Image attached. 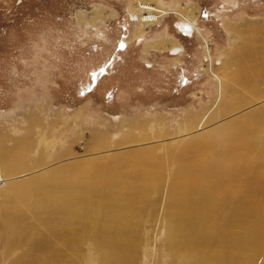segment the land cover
<instances>
[{
  "label": "rangeland",
  "instance_id": "1",
  "mask_svg": "<svg viewBox=\"0 0 264 264\" xmlns=\"http://www.w3.org/2000/svg\"><path fill=\"white\" fill-rule=\"evenodd\" d=\"M143 1L159 19L141 16L140 0H0L2 148L31 143L19 177L50 170L68 187L78 163L118 168L106 189L92 185L108 172L88 176L84 190L55 187L76 204L89 197L93 224L44 208L18 223L17 240L0 210V264H188L185 251L189 264H264V146L255 138L241 168L249 176H235L215 215L181 222L171 197L189 169L190 159L175 160L180 148L201 158L195 138L264 111V0ZM142 149L143 180L125 157Z\"/></svg>",
  "mask_w": 264,
  "mask_h": 264
},
{
  "label": "bare ground",
  "instance_id": "2",
  "mask_svg": "<svg viewBox=\"0 0 264 264\" xmlns=\"http://www.w3.org/2000/svg\"><path fill=\"white\" fill-rule=\"evenodd\" d=\"M140 2L141 3L138 6V8H140L138 10V13L141 16L143 15V13H148L150 17L149 19L150 21H153L154 19H159L158 14L157 13L155 14V7L149 5L143 0H140ZM191 14L193 15V13ZM141 18L144 24L148 23L146 17H141ZM179 25H180L179 29L182 32L188 33L189 35L194 31L195 25L193 24L194 26H192L190 22L189 23L185 22V24L184 22H181ZM188 25L192 27V30H186V26ZM171 51L172 54L175 53L176 55L179 54L180 48H175ZM259 71L260 70L258 69V67H256L255 72L258 73ZM222 75H223V77L221 78L222 81L226 82L227 80L226 72L225 73L223 72ZM244 85L245 87L246 85H251V80L249 78H245ZM219 112L223 113L224 110H220ZM262 124H264V111L260 110V112H258L256 115L253 114L250 115L249 117L247 116L246 118L238 120L237 122L234 123L232 122L224 123V125H222L221 127L219 126L212 131L202 133L199 137L193 140L194 144H196L198 148L201 150L200 152L202 153L201 158L193 159V157H191L186 150L181 148L179 149V153H182V155L181 157L178 156L175 159L176 161H178L179 163L182 162V157L184 158L186 157L190 159V162L186 163L187 168L189 169L188 170L183 169L181 171V175L178 177V180L175 179L173 192L171 196L173 200V206L176 205L178 210L180 211L178 216L180 217L181 220L179 221L181 222L186 221L187 219L185 218V215L186 217H188L187 215H189L190 212L192 214V217L189 216L188 219H194L193 222H200V221L202 222V220H206L210 216H212L211 215L212 212L214 214L216 210L220 208L219 203L221 201L220 195L222 191L227 189L229 193L232 192L231 191L232 188L235 189L233 187V182L234 179L236 182L235 176H238L239 175L238 173L241 172L242 176L248 175L247 173L248 171H244L241 168H243V166L247 167L250 164L249 161L250 158L248 159V156L249 154L252 153H248V152H250V149L252 147L255 148V146H253L249 141L250 140L252 141V139L255 138L256 145L262 144L264 146V126L259 127L258 129L255 130L256 125H262ZM40 139L41 138H39V140ZM97 142L99 143V141ZM2 143H3L2 138L0 137V174H1L0 182L3 181L5 184L4 188L0 187V197L4 199V201L0 203V210L2 211V217L3 218L5 217V219L10 220V224L8 223V225L10 226V230L13 238L17 240L20 239V237L24 232L22 227H19L18 224L21 223L22 219H25L29 213L34 214L35 212L44 208L51 207L57 211L63 212L64 215H71L74 216V218L76 219L80 218L83 219L85 222L93 224L94 219L92 218L91 220L90 218H88L90 217L89 213L93 211L92 203L90 202L89 197L85 196V198L83 197L84 199H79L81 200L82 203L78 202L76 204L74 203L75 197L66 195L62 191L58 192V190L57 191L55 190V187L60 186L61 184L60 176H57L55 173H52L49 170V172L47 171L48 173L43 172L41 175L39 176L36 175V177L33 178L19 177L20 172L23 173L27 171V170L23 171V169H27L25 164L29 161L30 158L28 153L29 150H27V145L29 147L31 146L29 138L21 142V144H19V146H17V148L13 150H4L2 148ZM54 143L55 140L45 143L41 142V144L45 145L46 148H48V146L54 145ZM142 150L144 151H142L140 158L137 156L138 154H136L135 151L125 156L126 158H130L131 160H134L136 162V164L134 165L136 169L139 170V175L137 176V178L139 179L145 176L147 171L145 167L146 165H143V161H142V159L145 158L144 152L146 149H142ZM262 151L264 152L263 149ZM42 156H43V152H42ZM205 158H209L210 162L204 165V167L197 166L198 162L202 163L201 159H205ZM39 160L40 158H38L37 160L35 159V163L38 164L41 163V160L40 161ZM143 166L144 169L142 168ZM117 169L118 168L114 166L110 169L108 168L107 170L101 171L100 167L96 169L95 165L92 164L91 162L78 163V165L75 166V172L69 174L71 176L70 177L71 182L68 184V187H66L65 184L64 186L62 185L60 187L61 189L67 188L70 190L72 188H81L84 190L89 187L87 186L88 183L90 182L87 179L88 176L100 178L102 174L108 172L111 173L112 180L109 179V181L104 182L100 178L95 180L94 182L95 185H92V188L106 189L108 187H111V182L113 181V179L115 180V178L117 177V172L115 173ZM156 169L157 171H159L160 170L159 166L158 168L156 167ZM209 169H211L210 172L208 171ZM28 172H33V170ZM211 174L213 175V177L211 176ZM225 182H228L229 184L227 188L224 187ZM133 183L134 184L131 186L133 187L136 186L135 185L136 183L135 182ZM239 183L241 184L242 182ZM140 190L141 187L136 190L138 196L140 195ZM204 191L205 192L207 191V194H205ZM194 193H196L194 198H197V200L190 201L188 196ZM111 197H113V195L110 196V198ZM126 198L128 200L130 199L128 197ZM227 199L230 200V194H228ZM182 203L184 204L183 210H181V208L179 207ZM238 210H236V214ZM97 211H99L100 213V208ZM124 214L125 212H122L121 209L118 217L122 218ZM191 229L192 228H190L188 231H190ZM200 231L201 229H199V232ZM254 232L256 233L255 230ZM195 236L198 238L199 234ZM184 254H185L184 257L187 263L189 264V255L186 254V251L184 252Z\"/></svg>",
  "mask_w": 264,
  "mask_h": 264
},
{
  "label": "water",
  "instance_id": "3",
  "mask_svg": "<svg viewBox=\"0 0 264 264\" xmlns=\"http://www.w3.org/2000/svg\"><path fill=\"white\" fill-rule=\"evenodd\" d=\"M186 30H192V27L191 26H186Z\"/></svg>",
  "mask_w": 264,
  "mask_h": 264
}]
</instances>
